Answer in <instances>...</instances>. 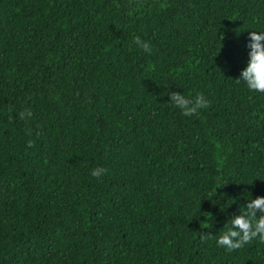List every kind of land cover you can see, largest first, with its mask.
<instances>
[{
  "label": "trees",
  "instance_id": "1",
  "mask_svg": "<svg viewBox=\"0 0 264 264\" xmlns=\"http://www.w3.org/2000/svg\"><path fill=\"white\" fill-rule=\"evenodd\" d=\"M262 28L264 0H0V264H264L215 245L264 196V94L235 82Z\"/></svg>",
  "mask_w": 264,
  "mask_h": 264
},
{
  "label": "clouds",
  "instance_id": "2",
  "mask_svg": "<svg viewBox=\"0 0 264 264\" xmlns=\"http://www.w3.org/2000/svg\"><path fill=\"white\" fill-rule=\"evenodd\" d=\"M132 44L146 54L151 53L150 44L142 41L139 36L133 38ZM246 48L247 63L235 82L243 84L249 93L264 94V28L249 31ZM167 95V103L186 117L199 115L202 110H207L210 104L205 95L199 92L194 97L176 91H169ZM91 174L101 176L103 169H94ZM216 200L218 202L213 204L219 209L223 207L225 203L222 204L221 199ZM200 238L204 240L209 237L201 233ZM253 241L264 243V196L260 195L255 198L250 195L244 200L241 210L235 214H226L223 230L215 237V245L225 251L241 249Z\"/></svg>",
  "mask_w": 264,
  "mask_h": 264
}]
</instances>
